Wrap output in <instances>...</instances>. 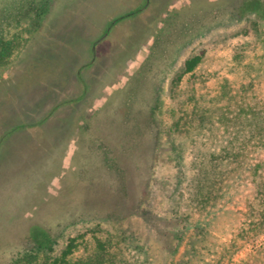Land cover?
<instances>
[{
	"label": "rangeland",
	"instance_id": "374dc122",
	"mask_svg": "<svg viewBox=\"0 0 264 264\" xmlns=\"http://www.w3.org/2000/svg\"><path fill=\"white\" fill-rule=\"evenodd\" d=\"M244 1L54 0L35 28L31 0H0V264H264V18Z\"/></svg>",
	"mask_w": 264,
	"mask_h": 264
},
{
	"label": "trees",
	"instance_id": "16d2710c",
	"mask_svg": "<svg viewBox=\"0 0 264 264\" xmlns=\"http://www.w3.org/2000/svg\"><path fill=\"white\" fill-rule=\"evenodd\" d=\"M31 11H35V16L32 17L34 20L35 28L43 21V19L46 17V15L50 12L52 9L54 0H40V2L31 0ZM241 9L243 11H250V12H255L257 15L261 18H264V7H262L259 3V0H245L241 6ZM3 42V41H2ZM12 43V41H5L2 43L0 46H2V50L0 51V59L4 58L6 53H7V44ZM259 122V121H258ZM257 122V123H258ZM258 147V152H262L264 154V124L260 126V143L255 145ZM255 147V148H256ZM244 160L242 161L243 164L237 166V173L240 174L242 169L244 168L246 158H243ZM262 161V164L264 165V158L260 159ZM242 167L241 169H239ZM234 168V167H232ZM229 169V171H226L222 176L221 180L219 182L220 184V189L218 194H213V190L210 189L207 195L202 196L199 199V202L205 204V202H211L214 199L221 198L225 194L226 188L230 185V183H233L235 179L232 180V178L236 177V171L235 169ZM201 203V205H202ZM209 204V203H208ZM216 202H213L212 205H215ZM207 205V204H206ZM205 205V206H206ZM203 206V205H202ZM90 264H97V261H89Z\"/></svg>",
	"mask_w": 264,
	"mask_h": 264
},
{
	"label": "flooded vegetation",
	"instance_id": "af4514ba",
	"mask_svg": "<svg viewBox=\"0 0 264 264\" xmlns=\"http://www.w3.org/2000/svg\"><path fill=\"white\" fill-rule=\"evenodd\" d=\"M133 14V12H132V10L131 11H128V12H126V14H123V15H121V16H117L116 18H114V19H112L110 22H109V24H108V28H107V30H105L104 31V33H102L101 34V36L102 37H100V38H97V39H95V40H93V42H92V45L90 46V53L88 54V55H90L91 56V59L92 60H94L93 61V64H94V62H96V60L98 59V58H100V60L102 59L101 57L103 56H106V55H97V52H96V46L97 45H99V44H101V42H102V40L105 38V36H109V35H111V34H113V32H114V29L116 30V28H117V25H118V22L121 20V19H124L125 17H130L131 15ZM73 25H75L74 23H72L71 25H70V27L69 28H71ZM78 27V29H80L81 30V28H80V26H77ZM77 30V28H75L74 29V31H76ZM62 31V30H61ZM65 32H63V34H64ZM60 34H61V32H60ZM65 34H67V33H65ZM62 35V34H61ZM102 45V44H101ZM91 50L93 51L92 52V55H91ZM100 62H104V60H101Z\"/></svg>",
	"mask_w": 264,
	"mask_h": 264
}]
</instances>
